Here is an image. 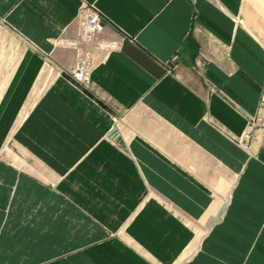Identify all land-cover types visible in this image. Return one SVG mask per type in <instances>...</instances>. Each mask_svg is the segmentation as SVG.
<instances>
[{"label":"crops","instance_id":"0c3cea01","mask_svg":"<svg viewBox=\"0 0 264 264\" xmlns=\"http://www.w3.org/2000/svg\"><path fill=\"white\" fill-rule=\"evenodd\" d=\"M263 82L264 0H0V264H264Z\"/></svg>","mask_w":264,"mask_h":264},{"label":"built area","instance_id":"2783aa9c","mask_svg":"<svg viewBox=\"0 0 264 264\" xmlns=\"http://www.w3.org/2000/svg\"><path fill=\"white\" fill-rule=\"evenodd\" d=\"M76 32L73 36L61 35L55 45L74 51L75 61L67 68L58 67V73H66L79 85L88 88L92 82L96 51H111L120 47V41L105 37L103 32L107 20L92 5L84 4L76 18ZM177 59V57H175ZM264 129V82L261 89L260 108L255 117L249 120L244 133L237 137L239 145L249 149L256 127Z\"/></svg>","mask_w":264,"mask_h":264},{"label":"rangeland","instance_id":"374dc122","mask_svg":"<svg viewBox=\"0 0 264 264\" xmlns=\"http://www.w3.org/2000/svg\"><path fill=\"white\" fill-rule=\"evenodd\" d=\"M53 72H54V71H52V72L47 71V76H50V77H51V76L53 75ZM55 72H56V71H55ZM39 96H40V95H39ZM39 96H38V97H39ZM38 97H36V98H35V97H31V100H34V102H35V101L38 99ZM28 105H31V102H29ZM18 155H20V153H18ZM18 158H19V156H18ZM217 218H218V217H217ZM210 225H211V221H205V223H204L203 226L201 227V228H202V231H203L204 233H207L208 227H209ZM197 234H198V233H197ZM196 248H197V247H196ZM196 248H195V249H196ZM191 254H192V253H191ZM191 254H190V255H191ZM190 255H189V256H190ZM183 256H184V255H183ZM183 256L181 257V259L179 260V262H177L176 264H180L183 260H185V259L187 258V257H186V258H183ZM189 256H188V257H189Z\"/></svg>","mask_w":264,"mask_h":264}]
</instances>
